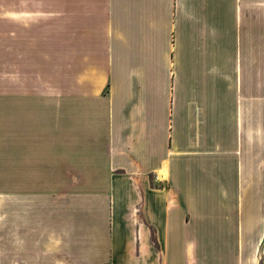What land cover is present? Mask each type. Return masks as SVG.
Masks as SVG:
<instances>
[{"label": "crops", "instance_id": "0c3cea01", "mask_svg": "<svg viewBox=\"0 0 264 264\" xmlns=\"http://www.w3.org/2000/svg\"><path fill=\"white\" fill-rule=\"evenodd\" d=\"M52 1L8 0L0 264H264V0Z\"/></svg>", "mask_w": 264, "mask_h": 264}, {"label": "rangeland", "instance_id": "374dc122", "mask_svg": "<svg viewBox=\"0 0 264 264\" xmlns=\"http://www.w3.org/2000/svg\"><path fill=\"white\" fill-rule=\"evenodd\" d=\"M47 7L54 6V1L46 0ZM8 0H0V80L6 88L7 73V30H8ZM70 23V21H68ZM67 22V23H68ZM66 28V24L64 25Z\"/></svg>", "mask_w": 264, "mask_h": 264}]
</instances>
